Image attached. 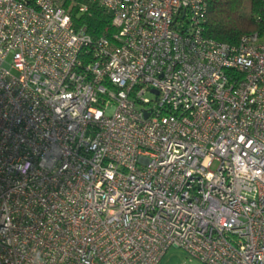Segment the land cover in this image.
Masks as SVG:
<instances>
[{"label":"built area","instance_id":"2783aa9c","mask_svg":"<svg viewBox=\"0 0 264 264\" xmlns=\"http://www.w3.org/2000/svg\"><path fill=\"white\" fill-rule=\"evenodd\" d=\"M207 9L0 0V264H264V30Z\"/></svg>","mask_w":264,"mask_h":264},{"label":"trees","instance_id":"16d2710c","mask_svg":"<svg viewBox=\"0 0 264 264\" xmlns=\"http://www.w3.org/2000/svg\"><path fill=\"white\" fill-rule=\"evenodd\" d=\"M85 1V0H82ZM248 3L247 11L244 10ZM208 9L203 34L216 41L237 44L241 36L264 30V0H207ZM75 26H85L93 38H111V15L96 5L79 16L72 13Z\"/></svg>","mask_w":264,"mask_h":264},{"label":"rangeland","instance_id":"374dc122","mask_svg":"<svg viewBox=\"0 0 264 264\" xmlns=\"http://www.w3.org/2000/svg\"><path fill=\"white\" fill-rule=\"evenodd\" d=\"M248 3H245L244 10L247 11ZM113 106L107 108L106 112L110 114ZM160 264H202L197 259L191 258L185 251L180 248L171 247L164 254Z\"/></svg>","mask_w":264,"mask_h":264},{"label":"crops","instance_id":"0c3cea01","mask_svg":"<svg viewBox=\"0 0 264 264\" xmlns=\"http://www.w3.org/2000/svg\"><path fill=\"white\" fill-rule=\"evenodd\" d=\"M162 260V259H161ZM161 262V261H160ZM160 264V263H159Z\"/></svg>","mask_w":264,"mask_h":264}]
</instances>
